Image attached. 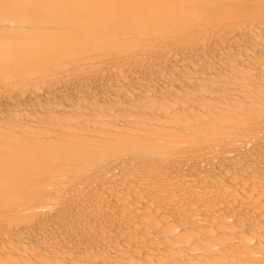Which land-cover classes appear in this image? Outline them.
<instances>
[{"label": "bare ground", "instance_id": "6f19581e", "mask_svg": "<svg viewBox=\"0 0 264 264\" xmlns=\"http://www.w3.org/2000/svg\"><path fill=\"white\" fill-rule=\"evenodd\" d=\"M0 264H264V0H0Z\"/></svg>", "mask_w": 264, "mask_h": 264}]
</instances>
